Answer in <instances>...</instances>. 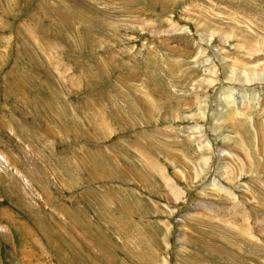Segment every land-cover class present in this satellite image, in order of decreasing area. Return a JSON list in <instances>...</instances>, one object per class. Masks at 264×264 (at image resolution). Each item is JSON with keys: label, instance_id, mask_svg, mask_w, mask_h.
<instances>
[{"label": "rangeland", "instance_id": "374dc122", "mask_svg": "<svg viewBox=\"0 0 264 264\" xmlns=\"http://www.w3.org/2000/svg\"><path fill=\"white\" fill-rule=\"evenodd\" d=\"M0 264H264V0H0Z\"/></svg>", "mask_w": 264, "mask_h": 264}]
</instances>
